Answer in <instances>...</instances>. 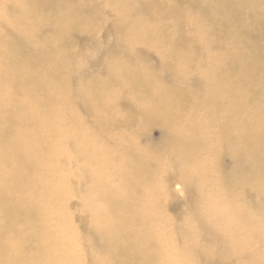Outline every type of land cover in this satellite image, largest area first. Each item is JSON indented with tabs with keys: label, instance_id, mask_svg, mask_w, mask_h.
I'll return each mask as SVG.
<instances>
[{
	"label": "bare ground",
	"instance_id": "1",
	"mask_svg": "<svg viewBox=\"0 0 264 264\" xmlns=\"http://www.w3.org/2000/svg\"><path fill=\"white\" fill-rule=\"evenodd\" d=\"M99 3L100 0L90 6L87 0H0V14H3L0 23L7 30L2 33L0 26V264H56L51 251L53 241L44 243L37 233L28 229V221L34 215H44L47 223H51L54 217L59 223L65 222V218L70 219L60 233L69 234L74 230L75 217L68 207L69 197L64 193L65 179L60 181L61 186L53 179H42L44 184L39 187L33 180L38 176L39 166L43 171L60 169L75 159L77 167H81L79 161L94 152L91 141L82 131L70 130L69 134L63 135L57 130L61 125H67L68 117L60 115L57 109L59 101L78 104L81 111L91 118L98 115L101 123L113 121L121 126V121L107 112L108 108L112 109L125 98L122 96L117 100L110 93V84L118 75L128 87L127 90L122 89V93L130 91L129 94L138 101L146 94L144 100L148 104L144 109L150 117L163 122L164 127L169 128L170 120L177 123L179 118L185 119L183 115H174L171 111L173 105L161 99L163 94L173 99H186L185 89L175 84L159 88L153 82L155 75L148 74L149 77L145 78L146 73L137 62L119 67L108 65L104 73L109 77L106 84L95 77L91 83H82L77 90L73 88V84L77 82L79 86L78 82L84 80L86 75L85 67L72 64L75 58L73 45L88 42L90 48L86 49L94 52L99 49L96 45L99 35L95 37L92 34L93 24L98 23ZM195 3L187 0H172L171 4H167V0H141L136 8L123 6L120 12L127 18L133 12L146 15L159 13L163 20L172 13L183 16L186 6L194 15L200 12V19L214 20V31L221 36L229 33L230 26L235 23L245 25L246 17L249 18V26L245 25L246 39L234 41L231 50L226 52L236 53V56L225 54L214 61L213 69L206 71L212 78L211 81L207 80L211 82L210 85L203 79L198 81L200 87L203 84L208 86L202 89L208 93L206 104L210 107V113L222 115L226 123L233 121L237 114L242 117L235 125L236 132L226 137L227 143L215 137L219 144L214 148L213 160L208 159V153L201 149L202 138L197 137L199 124L194 122L188 124L189 130L182 137H177L179 134L176 132H169L171 142L167 147V165L158 157L131 152V146L125 149L129 154L123 159L115 157L111 160L106 155L102 163L99 161L100 164L90 165L95 182L92 191L103 205L95 211L81 210L83 214L78 217L75 228H80L85 235L90 234L91 239L105 238L114 248L116 264L119 257L122 258L121 264H190V256L184 252L187 249L202 255L204 264L232 263L245 256V249L240 252L233 250L238 227L264 244V224L254 229L255 218L245 208L236 206L230 178L227 180L223 177L217 184L218 193L224 198L220 206L209 194H197L198 204H201L196 209L197 215L208 218L202 229L221 241L217 249L214 245L203 248L196 238H192L197 241L193 243L190 232L177 228L171 229L172 232L189 237L191 245L178 252V256H173L168 244H161L156 231L150 227L151 220L158 216L165 218L168 225L170 220L159 207L155 208L157 215L148 216L143 206L154 205L156 191L152 182L157 172H179L184 178L185 187L192 191L197 180L204 184L206 177L214 173L212 161L226 150L247 167L255 182L254 176L264 172V118H259L260 111L252 107V100L258 99L264 111V77L258 75L257 64L253 61L264 57V12L253 11L255 0H196ZM117 4L115 2L113 6ZM13 16L14 22L10 19ZM150 21L158 24L155 26L158 31L165 33L166 24L163 21L160 23L155 17H151ZM183 22L184 19L180 21L181 25ZM13 24L21 26L20 32L12 31L13 27H17ZM127 26L128 23H123L121 27L116 26L115 31L128 35ZM138 29L141 36L135 40L148 43L150 35L147 30L141 26ZM25 33L29 34V40H23ZM208 37L212 41V37ZM178 38L179 41H173L172 52H176L179 44L198 50L201 48L202 41L197 38L192 39L182 33ZM249 46L256 48V53L249 56L242 54L241 50ZM168 55L172 56L171 53ZM189 56L190 53H181L183 65L180 60V67L192 69V65L186 61ZM85 62L86 68L95 66V62L88 61V58ZM164 64L168 69L169 63ZM197 64L204 65V62L197 61ZM118 68L121 71L116 75L114 73ZM239 88V93L248 101L246 105L238 98ZM227 126L231 127L232 123ZM255 132L258 137H255ZM252 138L256 139V146L251 142ZM65 142L75 147L74 154L64 150ZM194 144L196 147L193 149ZM256 148L257 152L252 154ZM45 158L49 160L45 162ZM100 165L111 168V175L115 180H121V185L120 182L110 181L111 175L101 174ZM82 169L76 175L80 184L81 181L85 184ZM70 172L69 178L72 177V168ZM226 175L231 177V171ZM93 214H103L106 224H91L89 218ZM221 220L225 223L223 228L212 224V221ZM257 222L260 224L259 219ZM135 225L140 226L141 231L135 232L132 229Z\"/></svg>",
	"mask_w": 264,
	"mask_h": 264
},
{
	"label": "rangeland",
	"instance_id": "2",
	"mask_svg": "<svg viewBox=\"0 0 264 264\" xmlns=\"http://www.w3.org/2000/svg\"><path fill=\"white\" fill-rule=\"evenodd\" d=\"M98 1L87 0V3L93 6ZM114 1L119 3V5L117 4L114 7ZM171 1L167 0V4H171ZM187 1L196 4V0ZM255 1L253 11L264 12V0ZM140 4L141 0H104V2L100 0V3L97 4V12H99L98 23L92 26V34L95 37L98 34L100 37L96 39V45L99 49L96 52L86 49V47L90 46L88 42L73 45L72 49L75 58L78 54L79 56L76 59L74 58L72 64L77 67L83 66L86 71L85 79L78 82L79 86L75 82L73 88L77 90L76 88H81L82 83H91L95 77L106 84L109 77L104 73L108 65H118L117 67H119L121 64L124 66L125 63L137 62L140 69L146 73L145 78L149 77L148 74L155 75L153 82L155 85L160 86L159 88L170 87L175 84V86L179 85L185 89L186 99H173V97L165 94L161 96L164 102L167 101V104L173 105L171 111L174 115H183L185 119L179 118L177 123L170 120L168 121L169 128H166L163 126V122L161 123L150 117L144 109L148 104L144 100L146 99V94L141 98V101H138L129 94L130 91H127L126 94L122 93V89L127 90L128 87L124 83V79L117 75L121 71L119 68L115 71L114 74L117 75L116 79L113 81V84H110L109 88L110 93L117 100L122 96L125 98L112 109L108 108L107 112L110 115H114L116 119H119L121 126L115 125L113 121L107 124L104 122L101 123L99 118H97L98 115L95 118H91L90 115L81 111L78 104H65L66 102L64 100L57 103V109L60 115H66L68 117L67 125H61L60 129H56L61 131L63 135L69 134L70 130L82 131L86 135L85 137L91 141L94 152L90 156L87 155L85 160L79 161L81 167H77L78 163L75 159H72V163H69L67 166H59L60 169L52 168L49 171H43L42 166H39L38 176L33 179L38 187L44 184L42 179H53L58 181L60 186L62 184L60 181L63 178L65 179L66 189H64V193L69 197L68 207L71 208L69 210H71V213L75 217V220H73V232L64 235L60 233L65 224L70 221V219L66 218L65 222L59 223L54 217L51 223H47L44 215L37 214L28 221V229L37 233L44 243L53 241L51 251L56 264H116L117 259L113 251L114 248L105 238L98 237V239H91L90 234L85 235V232L83 233L80 228H75L78 217L83 214L81 210L93 209L95 211L103 205V202L95 196L96 193L93 194L92 191L93 184L95 183H93L94 174L90 172L92 167L90 165L92 163L93 165H96L95 163L100 164L99 161L102 163L101 160L106 155L111 160H114L115 157L123 159L129 154L125 149L131 146V152L136 151L138 154L143 153L145 155H151L152 157H158L167 165L169 162L167 147L171 142L169 132H176L179 134L177 137H182L183 133L186 134L189 130L188 124L194 122L199 124L197 137H201V141L203 142V145L200 147L202 150H205L204 152L208 153V159L213 160L214 155L212 154H214V148L219 144L216 142L215 137H220L221 142H226V137H230L231 133L236 132L235 125L240 122L242 117L241 114H237V117L233 121L226 123L222 115L217 112L210 113V107L206 104V96H208V93L202 89L208 86L203 84L200 87L198 81L199 79H203V81L210 85L211 82L209 81L212 78L206 74V71L212 70L214 61L217 58H222L228 50H231L234 41L240 42L246 39L245 25L249 26L250 19L246 17L247 22L245 25L235 23L230 26L229 33L221 36L214 31V20L200 19V12L194 15L188 11L189 9L186 6L183 11V16L172 13L168 18L165 17L163 20H161L159 13L146 15L141 12H133L128 18L122 16L120 11L123 6L134 9ZM0 16H3V14H0ZM151 17L158 18V22L161 23L163 21L166 24L164 34L155 27L158 24H152V21H150ZM10 19L14 22L15 16L10 17ZM182 19H184V22L181 25L180 21ZM123 23H128L126 28L128 35L115 31L116 26L121 27ZM13 25L17 27H13L12 31L20 32L21 26L17 24ZM0 26L1 32L5 33L7 30H4V26L1 23ZM140 26L145 28L150 35L148 43L143 44L135 40L141 36L139 33L140 30L138 29ZM130 30L132 33H130ZM181 33L188 35L192 39L197 38L201 40L202 45L200 50L179 44L177 45L176 52H172L174 48L173 41H179L178 37ZM25 34L22 35L23 40H29L27 38L29 34ZM124 35L127 36V39ZM208 36L212 37V41ZM256 51V48L252 49L249 46L241 50V53L249 56L256 53ZM182 52L190 53L186 61L192 65L191 70L188 67H180L182 64ZM168 53H171L172 56L168 55ZM226 55L236 56V53L230 52ZM86 58H88V61L95 62V66L86 68ZM197 61L204 62V65L197 64ZM253 61L257 64L256 72L258 75L264 77V57L260 60L253 59ZM164 62L169 63L168 69H166ZM175 81L181 83H175ZM154 88L157 91L159 90L155 86ZM239 91L240 88L238 89V93ZM85 95L88 96V94ZM147 97L150 99V96ZM238 98L244 105L248 103L245 96L240 94ZM252 107L260 111L259 118H264V111L262 112L263 108L258 99L252 100ZM93 109L95 112V107ZM229 123H232L231 127L227 126ZM255 137H258L256 132ZM251 142L256 146L255 138H252ZM195 147L196 144L192 145L193 149ZM63 148L69 154L76 152L75 147H70L68 142H65ZM256 152L257 148L251 153L255 154ZM47 160L49 158H45V162ZM211 165L215 169L214 173H210L206 177L204 184L197 180V184L194 185L192 191L185 187L184 178L179 172L172 170L170 172H157L153 177V190L156 191V195L153 198L154 205L145 204L143 206L146 208L148 216L157 215L155 208L159 207L163 211L164 216L170 220L168 225L165 218L158 216L151 220L150 227L153 231H156L161 244H168L169 252L173 256H178V252L183 251L187 246L191 245L189 237H186L184 234L178 235L172 232V230L177 228L190 232L191 239L196 238L203 248H206L207 245H214L216 249L221 246L222 243L219 239L208 235L202 229L205 222L208 221V218L203 215H197L196 209L198 206H201L197 200L200 194H209L216 199L214 201L219 202L218 206L223 204L224 198L218 193L217 187L218 182H221L223 177L227 180L230 178L233 183L232 193L236 197V206L245 208L255 218L254 229L258 227L257 225L264 224V172H260L262 174H256L254 176L258 183L255 182L252 175L249 174L247 167L243 166L233 156L231 157L227 150L217 156ZM82 167L86 170L84 171ZM71 168L73 173L72 177L69 178ZM81 169L83 170L82 175L85 177L82 176L85 179V184L81 181L82 185L76 175L77 172L80 173ZM111 170L108 166L100 165L99 172L104 175H111ZM87 171L88 173H86ZM229 171L232 173L231 177L226 175ZM109 178L113 183L120 182L119 186L121 185V180H115L112 175ZM141 196L144 197L145 194H141ZM195 215L197 217L196 219ZM257 219H259L260 224H258ZM89 220L91 224H106V217L103 214L100 216L96 214L90 215ZM212 224L215 226L218 225L220 228L225 227L224 220L220 222L212 221ZM19 226L21 227L22 224ZM132 229L135 232L141 231V227L138 225H135ZM235 235L237 239L234 240L233 250L240 252L245 249V256L228 264H264V244L258 242L257 239L253 238L252 234L245 229H241V227L236 229ZM58 238L59 240L56 241ZM195 242L197 241L193 240V243ZM184 252L190 256V264H204V259L199 253H193L190 249ZM121 262L122 258L119 257L118 264H121ZM130 264H134V262Z\"/></svg>",
	"mask_w": 264,
	"mask_h": 264
}]
</instances>
